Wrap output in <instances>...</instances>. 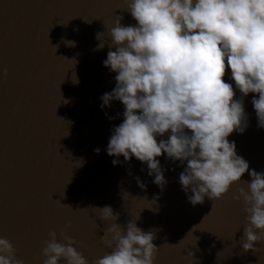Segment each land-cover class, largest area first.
Masks as SVG:
<instances>
[{"label":"water","instance_id":"1","mask_svg":"<svg viewBox=\"0 0 264 264\" xmlns=\"http://www.w3.org/2000/svg\"><path fill=\"white\" fill-rule=\"evenodd\" d=\"M126 7L125 0H0V236L24 264H41L48 232L59 240L65 229L91 264L111 251L101 236L112 221L93 208L107 204L122 227L138 216V227L154 231L153 264H264V241L254 251L239 241L245 213L232 197L247 190V171L220 198L192 205L178 183V162L158 157L167 180L161 192L145 164L132 158L113 166L104 151L123 106L99 107V96L115 85L101 62L117 16L135 24ZM252 96L244 97L248 127L228 139L250 169L264 172V129Z\"/></svg>","mask_w":264,"mask_h":264},{"label":"clouds","instance_id":"2","mask_svg":"<svg viewBox=\"0 0 264 264\" xmlns=\"http://www.w3.org/2000/svg\"><path fill=\"white\" fill-rule=\"evenodd\" d=\"M125 3L135 24L122 25V16H117L101 62L115 73V85L99 96V107H110L114 100L123 106L121 122L111 127L104 151L113 157V166L132 158L145 164L161 192L167 180L158 157L178 162L183 166L178 183L192 205L202 204L205 196L220 198L247 171V190L237 188L232 198L243 204L245 213L240 245L254 251V243L264 241V172L250 169L228 137L248 127L244 97L249 93L257 127L264 129V0ZM103 46L100 42L94 50ZM226 69L231 83L225 80ZM72 80L78 82L74 73ZM105 116L114 118L107 112ZM134 178L138 187H146ZM93 208L102 221L112 223L101 236L111 251L91 264H153L158 250L154 231L138 227V216L122 227L110 205ZM59 236L48 232L41 264H59L61 259L64 264H89L65 229ZM0 264H24L2 236Z\"/></svg>","mask_w":264,"mask_h":264}]
</instances>
